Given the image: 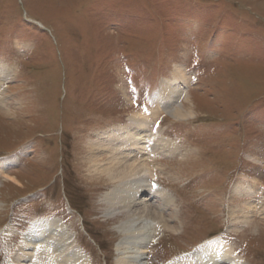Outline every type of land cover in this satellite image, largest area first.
Segmentation results:
<instances>
[{
	"label": "rangeland",
	"instance_id": "1",
	"mask_svg": "<svg viewBox=\"0 0 264 264\" xmlns=\"http://www.w3.org/2000/svg\"><path fill=\"white\" fill-rule=\"evenodd\" d=\"M0 64V264L41 217L60 220L87 264L133 256L121 244L138 223L106 205L118 182L96 172L108 157L90 146L153 110L176 64L195 113L151 117L172 143L147 160L166 201L142 199L165 221L140 263L215 237L264 264V0H0Z\"/></svg>",
	"mask_w": 264,
	"mask_h": 264
},
{
	"label": "bare ground",
	"instance_id": "2",
	"mask_svg": "<svg viewBox=\"0 0 264 264\" xmlns=\"http://www.w3.org/2000/svg\"><path fill=\"white\" fill-rule=\"evenodd\" d=\"M3 65L0 64V82H9V76H6L9 69L6 70ZM190 78L191 73L187 72L182 65L176 64L172 77L164 79L161 88L156 92L157 102L153 110L138 112L129 117V123L126 125L114 126L97 134L98 139L90 146L99 155L105 154L108 157L107 166L105 164L106 167L103 168L95 166L96 172L105 174L114 183L118 182L116 189L106 194L104 198L106 205L111 209L118 207L121 211L126 210L128 221L133 224L138 223V226L130 232L138 230L139 236L132 235L130 240L123 241L121 244L125 251L133 249V256L120 257L121 264H141V256L148 245L146 243H151L155 238L153 235L157 227L155 224L165 221L164 217L160 216L155 209H151L150 204L142 198L144 195L147 200L159 196L162 201H166L164 190L150 179L153 172L147 160H153L156 155L170 152L172 142L166 144V138L159 134V122L154 124L153 130L149 128V123L152 116L159 115L161 112H167L178 118L194 115V110L183 103V100L187 98L185 88ZM0 104H4L1 89ZM5 163H0V171H3ZM120 189L123 191L122 194L118 193ZM246 191L248 196V189ZM235 192L239 193L238 187ZM134 202L136 205L140 203L139 206L133 205ZM115 212H109L108 215L114 217L120 213L117 210ZM242 214L243 218L247 219L249 211H243ZM60 224V220L56 218L41 217L34 220L32 228L21 240L13 264H87L88 261L85 258L83 260L82 250L72 245L75 239L61 228L63 225ZM164 227L166 228V225ZM60 228L65 232L62 238ZM40 236L43 237V242L39 243L36 238ZM131 238L136 241L132 242ZM121 247L120 250H122ZM167 264H241V262L233 245L224 243L221 238L212 237L191 252Z\"/></svg>",
	"mask_w": 264,
	"mask_h": 264
}]
</instances>
